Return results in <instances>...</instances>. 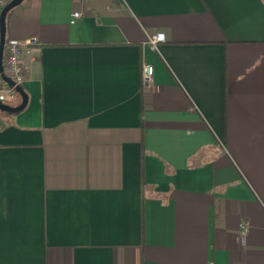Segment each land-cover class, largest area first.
<instances>
[{
    "label": "crops",
    "instance_id": "crops-1",
    "mask_svg": "<svg viewBox=\"0 0 264 264\" xmlns=\"http://www.w3.org/2000/svg\"><path fill=\"white\" fill-rule=\"evenodd\" d=\"M8 39L0 264H264V0H25Z\"/></svg>",
    "mask_w": 264,
    "mask_h": 264
},
{
    "label": "built area",
    "instance_id": "built-area-1",
    "mask_svg": "<svg viewBox=\"0 0 264 264\" xmlns=\"http://www.w3.org/2000/svg\"><path fill=\"white\" fill-rule=\"evenodd\" d=\"M11 0H0V12L1 10L10 2ZM80 17V13H73L72 19L76 20ZM163 38L160 35H156L149 38V45L151 49H156L158 42L162 41ZM36 44L35 39H28L24 41L8 39L5 41L2 68L3 74L13 83L12 86L7 85L1 78L0 73V102L5 104L9 101H13L18 97V93L15 90L16 86H21L25 69L21 63V59L24 53V48L34 46ZM152 71L153 68L150 65H145L143 67L142 82L144 85L148 86L152 81ZM2 124L0 122V130ZM243 231L241 235L245 233V227H242Z\"/></svg>",
    "mask_w": 264,
    "mask_h": 264
},
{
    "label": "water",
    "instance_id": "water-1",
    "mask_svg": "<svg viewBox=\"0 0 264 264\" xmlns=\"http://www.w3.org/2000/svg\"><path fill=\"white\" fill-rule=\"evenodd\" d=\"M25 0H11L0 12V73L2 80L9 86H12L13 83L3 74L2 60H3V51L6 41V17L7 14L15 7L19 6ZM16 92L18 93L21 102L17 106H9L0 102V112L4 113H17L23 110L27 104V95L21 86L15 87Z\"/></svg>",
    "mask_w": 264,
    "mask_h": 264
},
{
    "label": "rangeland",
    "instance_id": "rangeland-1",
    "mask_svg": "<svg viewBox=\"0 0 264 264\" xmlns=\"http://www.w3.org/2000/svg\"><path fill=\"white\" fill-rule=\"evenodd\" d=\"M7 103H10V102H7Z\"/></svg>",
    "mask_w": 264,
    "mask_h": 264
}]
</instances>
